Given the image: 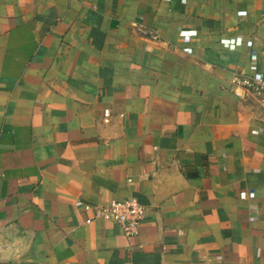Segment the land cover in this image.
Instances as JSON below:
<instances>
[{
  "label": "crops",
  "instance_id": "1",
  "mask_svg": "<svg viewBox=\"0 0 264 264\" xmlns=\"http://www.w3.org/2000/svg\"><path fill=\"white\" fill-rule=\"evenodd\" d=\"M233 73L264 78V0H0V264H264ZM128 196L135 237L86 223Z\"/></svg>",
  "mask_w": 264,
  "mask_h": 264
},
{
  "label": "built area",
  "instance_id": "2",
  "mask_svg": "<svg viewBox=\"0 0 264 264\" xmlns=\"http://www.w3.org/2000/svg\"><path fill=\"white\" fill-rule=\"evenodd\" d=\"M240 42L241 40L238 39L237 43L239 44ZM225 45L232 46L229 41H225ZM230 80L238 87L255 92H263L261 102L264 104V78H251L233 73ZM109 116V110H104L103 117L108 118ZM86 209L90 210L91 207L87 205ZM145 212L146 208L136 198L128 196L123 199L111 200L106 204L93 208V215L86 220V223H92L96 220L112 222L122 228L126 237L133 238L138 233V228L145 216Z\"/></svg>",
  "mask_w": 264,
  "mask_h": 264
}]
</instances>
